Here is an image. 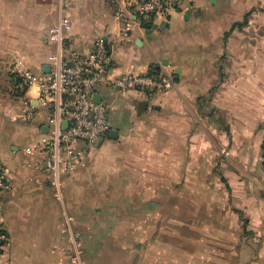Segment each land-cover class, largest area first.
Masks as SVG:
<instances>
[{"label":"crops","instance_id":"crops-1","mask_svg":"<svg viewBox=\"0 0 264 264\" xmlns=\"http://www.w3.org/2000/svg\"><path fill=\"white\" fill-rule=\"evenodd\" d=\"M67 14L81 54L119 30L108 0H74ZM58 17V0H0V161L10 185L0 264H70L73 231L83 264H264V0H182L152 24L164 28L121 45L115 75L165 66L175 88H100L104 101L119 100L117 137L91 148L55 197L23 167L47 115L28 118L22 101L37 105L36 89L19 95L17 75H4L44 71Z\"/></svg>","mask_w":264,"mask_h":264},{"label":"built area","instance_id":"built-area-1","mask_svg":"<svg viewBox=\"0 0 264 264\" xmlns=\"http://www.w3.org/2000/svg\"><path fill=\"white\" fill-rule=\"evenodd\" d=\"M73 1L58 0L59 17L47 31L51 46L47 71L35 74L20 65L15 70L24 93L32 87L36 89L37 105L29 98L22 101L26 116L32 119L38 110L47 115V132L42 133L36 146L24 150L23 167L46 177L55 197L60 195L63 177L73 173L87 152L111 131L110 107L99 93L100 88L149 93L175 88V74L165 66L115 75L113 55L121 45L142 36L158 19L181 8L182 0H108L119 30L113 39L95 38L88 54L75 50L67 36L70 28L67 10ZM95 94L101 95L99 103L93 100ZM262 170L264 181V144ZM9 186L7 169L0 161V196ZM78 238L79 233L74 231L68 238L70 264H83ZM9 241L8 234L0 229V260L2 249Z\"/></svg>","mask_w":264,"mask_h":264},{"label":"rangeland","instance_id":"rangeland-1","mask_svg":"<svg viewBox=\"0 0 264 264\" xmlns=\"http://www.w3.org/2000/svg\"><path fill=\"white\" fill-rule=\"evenodd\" d=\"M172 13V12H171ZM239 31V30H238ZM9 69V68H8ZM16 76V74H14V73H10V72H7L5 75H4V77H5V79H6V81L7 82H12L13 80H14V77ZM1 77V76H0ZM16 80L17 81H19V78L16 76ZM0 79H2V78H0ZM22 92H23V90H22V88H20L19 87V95H21L22 94ZM20 97V96H19ZM21 98V97H20ZM105 102L107 103H111V105H112V107H113V109L112 110H110V112H109V120H110V124H111V126L112 127H114L115 126V121H114V119H113V117H114V115H117V112H116V105H118V103H119V100H117L116 98L114 99L112 96L110 97H107V99L105 100ZM19 106H21V103L19 102ZM87 154H88V152H87ZM86 154V155H87ZM88 156V155H87ZM85 158H87V157H85Z\"/></svg>","mask_w":264,"mask_h":264},{"label":"water","instance_id":"water-1","mask_svg":"<svg viewBox=\"0 0 264 264\" xmlns=\"http://www.w3.org/2000/svg\"><path fill=\"white\" fill-rule=\"evenodd\" d=\"M191 14V11L190 10H187L185 12V15H190ZM184 19L186 20L187 17L185 16ZM166 25V22H163L162 24L160 25H154L151 29H148L145 31V34L146 35H151L153 33L154 30L158 29V28H164ZM44 71H47V68L44 69ZM93 100L96 102V103H99L101 101V95L99 94H95L93 96ZM43 133H46L47 132V127L44 128V130L42 131ZM109 139H115L117 137V132L112 130L109 135H108ZM104 141V138H100L99 140V144H101L102 142Z\"/></svg>","mask_w":264,"mask_h":264},{"label":"trees","instance_id":"trees-1","mask_svg":"<svg viewBox=\"0 0 264 264\" xmlns=\"http://www.w3.org/2000/svg\"><path fill=\"white\" fill-rule=\"evenodd\" d=\"M247 17H248V14L245 15V17H244V19H243V21L241 23H236L234 26H237L238 28L242 27V25H244L246 23V18ZM151 27H152V25L150 27H148V28H151ZM150 70H156V69L155 68H151Z\"/></svg>","mask_w":264,"mask_h":264}]
</instances>
